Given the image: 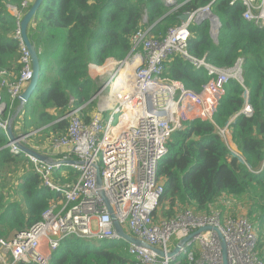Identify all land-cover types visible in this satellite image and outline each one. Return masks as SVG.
<instances>
[{
  "label": "built area",
  "instance_id": "1",
  "mask_svg": "<svg viewBox=\"0 0 264 264\" xmlns=\"http://www.w3.org/2000/svg\"><path fill=\"white\" fill-rule=\"evenodd\" d=\"M163 1L176 4L172 11L187 2ZM33 2L22 0L17 14L15 36L20 44L21 75L17 81L3 78L1 82L10 102L3 101L0 95V131L8 137L14 104L34 74L31 52L21 29V21ZM238 2L245 7L244 19L264 28V0H232L230 4ZM187 13L189 20L170 28L164 38L149 36V29L139 30L132 37V51L126 59L90 64L91 78L99 80L97 91L81 107L75 106L74 98L70 99L67 112L58 119L68 121L67 132L48 142L49 147L30 143L34 131L15 134L16 139L9 140L6 147L10 152L25 154L42 184L56 197L31 227L12 239L0 238V264H50L53 254L71 238L97 240V245L125 242L135 264H223V242L227 245L228 264H264L256 251V230L246 215L228 214L216 208L203 213L188 208L171 218L160 215L165 182L158 176V165L169 154L172 135L189 121L214 122L225 85L231 80L244 82L243 58L234 66L223 68L188 51L192 24L209 21L215 40L220 33L222 22L211 4ZM175 56L207 70L209 79L200 90L164 77L166 61ZM0 75L7 72L1 71ZM93 100L97 105L88 111ZM242 112L251 115L253 109L247 103ZM219 134L230 150L240 155L229 124L219 128ZM20 143L45 155L47 160L25 152ZM71 171L75 179L54 181L56 172L68 178ZM110 209L126 233L148 246L127 242L116 231ZM205 227L212 229L181 245L185 238ZM177 248L178 253L168 255Z\"/></svg>",
  "mask_w": 264,
  "mask_h": 264
},
{
  "label": "trees",
  "instance_id": "2",
  "mask_svg": "<svg viewBox=\"0 0 264 264\" xmlns=\"http://www.w3.org/2000/svg\"><path fill=\"white\" fill-rule=\"evenodd\" d=\"M231 1L182 0L184 5L172 11L163 0H44L28 28L40 58L41 75L36 90L13 124V132L17 133L18 125L23 132L39 130L37 134L46 136L48 142L65 135L69 123L58 119L67 112L70 99L74 98L75 106L81 107L97 91L89 74L90 64L124 60L132 51V37L139 30L149 29L169 13L148 31L151 37L164 38L170 28L181 23L182 13L211 4L222 22L218 41L211 36L209 21L192 24L188 51L223 68L232 67L243 58L244 82L231 80L225 85L214 122L189 121L172 135L169 154L158 165V176L165 182L160 215L171 218L188 208L197 213L210 212L212 204L225 195L245 196L246 216L257 233L256 251L264 262V28L245 20V7L239 2L231 5ZM21 2L0 0V72H7L0 75V95L7 103L9 94L1 82L3 78L17 81L22 69L20 44L15 36L17 17L8 6L20 9ZM165 67L164 77L180 80L197 91L209 79L205 68L197 69L180 56L168 59ZM247 103L253 109L251 115L242 112ZM19 105L17 99L13 113ZM94 105L91 102L87 107L92 110ZM228 124L240 155L233 153L219 134V128ZM8 142L9 137L0 131L3 239H12L39 221L50 200L56 197L42 184L25 154L10 152ZM75 176L74 171L68 178L56 172L53 179L64 183ZM84 241L67 239L53 254L50 264H135L125 242L92 246L84 245Z\"/></svg>",
  "mask_w": 264,
  "mask_h": 264
},
{
  "label": "water",
  "instance_id": "3",
  "mask_svg": "<svg viewBox=\"0 0 264 264\" xmlns=\"http://www.w3.org/2000/svg\"><path fill=\"white\" fill-rule=\"evenodd\" d=\"M44 0H34L33 4L31 5L30 9L27 11V13L24 15L22 21H21V29H22V36L24 39L25 44L27 45L28 49L31 52V56H32V61H33V78L31 79L30 83L28 84V86L25 88V90L23 91V93L20 95L19 97V102L20 105L17 108V110L15 111V113H13L12 117L10 118L9 121V127H8V135H9V140L13 141L16 139V135L13 132V124L15 122V120L19 117V115L21 114L25 104L30 100V98L32 97L34 91L37 88L38 82H39V78L41 75V71H40V58L39 55L36 51V48L34 46V44L32 43V41L30 40L29 36H28V28L35 16V14L37 13V11L41 8L42 4H43ZM166 5L168 7H172L174 5H176L175 3H166ZM182 6H180L181 8ZM169 13H167L165 16H163L161 19H159L155 24L151 25V27L149 28V30H151L154 26H156L159 22H161L163 19H165L168 16ZM190 18V13H183L180 16L181 21L186 22L188 21ZM205 20H202L201 22H203ZM219 36V34H218ZM216 41H218V37H216ZM19 146L27 153L35 155L43 160H47V157L45 155H42L40 153H38L37 151L26 147L24 145H22L21 143L19 144ZM97 181H98V185H101L102 181H101V177L100 174L98 173V177H97ZM111 212V216L114 222V227L116 229V231L129 243L135 244V245H144V246H148L145 243L137 240L136 238H134L133 236L129 235L128 233H126L124 231V229L122 228V226L120 225V223L116 220L115 215L112 211V209H110ZM212 229L211 227H205V228H201L200 230H198L195 234L190 235L189 237L185 238L182 242L181 245H183L185 242H187L188 240H190L194 235L205 231V230H209ZM220 238H222V235L220 234ZM222 248H223V264H228V258H227V245L225 242L222 243ZM160 254H164L163 251L157 250ZM179 248H177L174 252L169 253V256H174L176 253H178Z\"/></svg>",
  "mask_w": 264,
  "mask_h": 264
},
{
  "label": "rangeland",
  "instance_id": "4",
  "mask_svg": "<svg viewBox=\"0 0 264 264\" xmlns=\"http://www.w3.org/2000/svg\"><path fill=\"white\" fill-rule=\"evenodd\" d=\"M52 65H50L49 69H48V75L49 77L52 76ZM97 84L98 78L96 77L94 80ZM51 85V80L47 83V87H49ZM26 86V85H25ZM92 102L95 103L93 109L96 107L97 105V101L93 100ZM92 109V110H93ZM88 111H90L88 109ZM36 133V132H35ZM34 133V134H35ZM37 134V133H36ZM32 143L33 145H37V146H48L47 143L48 141H46V136L42 137L41 135H34L32 137ZM49 147V146H48ZM240 154V153H239ZM17 178V176L15 175V179ZM16 180H14L15 182ZM9 185V184H8ZM247 200L244 197H238V198H234L232 196L229 195H225L222 198H220L216 203L212 204V208H216L220 211H224V213H228V214H233V215H246L247 214ZM91 244L93 245H97L99 242H97V240H92V241H84L83 244Z\"/></svg>",
  "mask_w": 264,
  "mask_h": 264
},
{
  "label": "crops",
  "instance_id": "5",
  "mask_svg": "<svg viewBox=\"0 0 264 264\" xmlns=\"http://www.w3.org/2000/svg\"><path fill=\"white\" fill-rule=\"evenodd\" d=\"M8 8H9V12H10L13 16H16V17H17V14H18V10H19V8H18L17 6H12V5L8 6ZM19 116H20V115H19ZM21 118H22V117H21ZM16 130H17V133H16V134L24 133V132L22 131V129H21V125H18L17 128H16ZM34 132L38 133L39 130H36V131H34ZM36 133L33 134V136H34V135H38V134H36ZM39 135H40V134H39ZM33 136H32V137H33ZM32 137H31V139H32ZM31 139H30V143L33 145Z\"/></svg>",
  "mask_w": 264,
  "mask_h": 264
}]
</instances>
